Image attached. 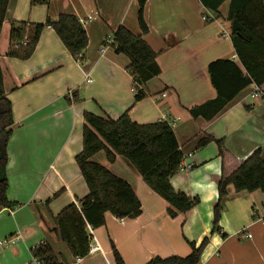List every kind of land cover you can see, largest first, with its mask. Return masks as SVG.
<instances>
[{
  "label": "crops",
  "instance_id": "obj_1",
  "mask_svg": "<svg viewBox=\"0 0 264 264\" xmlns=\"http://www.w3.org/2000/svg\"><path fill=\"white\" fill-rule=\"evenodd\" d=\"M32 1L10 0L0 37V65L14 117L8 198L20 204L0 211V264H32V251L42 243H49L64 264H115L112 245L125 264H147L155 257L185 258L191 243L200 246L206 238L209 245L200 264H264V194H238L230 188L222 233L212 234L223 161L216 143L198 148L206 136L224 140L230 167L257 149L264 157V101L251 98L256 90L252 85L212 121L195 119L189 112L217 97L209 65L220 59L238 62L227 21L230 0L214 21L204 20L212 14L200 0H148L144 16L149 33L144 39L158 54L161 74L147 84L148 96L137 104L133 77L126 70L129 58L113 46L102 51L108 33L119 27L141 34L137 0ZM66 13L75 15L88 34L83 64L50 27L29 60L8 56L11 22L44 24ZM126 112L138 124L174 123L180 150L193 154V168L180 171L171 184L200 204L172 219L168 203L125 158L118 156L111 164L100 152L92 160L131 185L143 212L134 220L107 213L105 226L89 230L91 245L98 244L101 251L76 259L56 235L55 217L89 193L76 163L83 149L84 114L117 120Z\"/></svg>",
  "mask_w": 264,
  "mask_h": 264
},
{
  "label": "trees",
  "instance_id": "obj_2",
  "mask_svg": "<svg viewBox=\"0 0 264 264\" xmlns=\"http://www.w3.org/2000/svg\"><path fill=\"white\" fill-rule=\"evenodd\" d=\"M137 1L141 34L135 35L122 26L115 32L113 43L116 52L130 60L126 70L133 77L135 104L148 96L147 84L161 74L157 63L158 54L144 39L149 33L144 16L148 0ZM227 1L200 0L215 20L221 17L220 7ZM46 2L47 0H33L32 5ZM9 3L10 0H0V37ZM227 21L230 23V37L238 62L220 59L209 65L208 74L217 97L200 107L190 109L189 112L195 119L212 121L252 85L264 95V0H230ZM48 27L56 32L68 52L83 64L89 37L80 20L73 14H62L56 22L48 19L44 24L11 22L8 56L29 60L37 49L43 31ZM84 119L83 149L76 157V163L89 193L78 200V204L69 205L55 217V233L74 258L84 259L90 255L92 238L89 230L105 226L107 213L118 219L134 220L143 212L142 204L131 185L92 160L100 152L106 154L111 164L116 162L118 156L125 158L140 174L144 183L168 203L167 211L172 219L180 214H187L200 204L198 198H189L172 187L171 179L180 172L183 153L174 130L167 122L138 124L132 121L128 112L117 120L104 119L90 113L84 114ZM13 134V106L6 96L0 65V211L14 210L20 206L8 198V147ZM213 142L218 146L223 161L222 178L218 185L219 201L214 208L212 234H215L222 233L220 222L224 200L228 197L230 188L238 194H264V157L261 149H257L239 166L230 167L232 164L227 160L229 151L224 140L218 141L212 136H206L198 142V148H206ZM208 245L209 239L206 238L200 246L191 243L192 251L185 258L155 257L147 264H200ZM112 251L115 264H125L114 245ZM32 256L41 264H64L49 243L35 247Z\"/></svg>",
  "mask_w": 264,
  "mask_h": 264
},
{
  "label": "built area",
  "instance_id": "obj_3",
  "mask_svg": "<svg viewBox=\"0 0 264 264\" xmlns=\"http://www.w3.org/2000/svg\"><path fill=\"white\" fill-rule=\"evenodd\" d=\"M204 20L205 21H214V17L212 15H207L206 17H204ZM224 36H227L226 34H224ZM113 43H114V38L112 37H108L107 40H106V44L103 48V52L113 46ZM88 82H91V81H88ZM70 97L73 98V94L70 95ZM251 98L253 99H262L264 101V96L262 95V93L259 91V89L256 87V90L255 92L251 95ZM169 124V126L174 129L175 128V125L174 123L172 122H167ZM183 153V152H182ZM192 157H193V154L190 153V154H186V153H183V158H182V162H181V166H180V171H191L192 168H193V164L191 162L192 160ZM249 238H251V236L249 235ZM101 251V248L98 244H95V245H91V248H90V255L91 254H94V253H98ZM32 264H41V262L38 260V259H33V262Z\"/></svg>",
  "mask_w": 264,
  "mask_h": 264
},
{
  "label": "rangeland",
  "instance_id": "obj_4",
  "mask_svg": "<svg viewBox=\"0 0 264 264\" xmlns=\"http://www.w3.org/2000/svg\"><path fill=\"white\" fill-rule=\"evenodd\" d=\"M62 9H68V8H66V6L65 5H59ZM68 11V10H67ZM66 14H69V13H66ZM71 14V13H70ZM108 37H112V38H114V34H113V32H109L108 33Z\"/></svg>",
  "mask_w": 264,
  "mask_h": 264
}]
</instances>
